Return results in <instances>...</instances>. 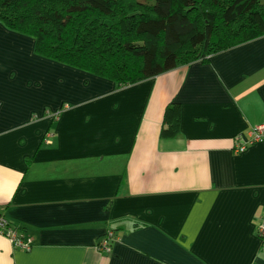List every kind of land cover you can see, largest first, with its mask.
I'll return each instance as SVG.
<instances>
[{"label":"crops","instance_id":"crops-1","mask_svg":"<svg viewBox=\"0 0 264 264\" xmlns=\"http://www.w3.org/2000/svg\"><path fill=\"white\" fill-rule=\"evenodd\" d=\"M262 123L264 36L118 87L0 24V264H264Z\"/></svg>","mask_w":264,"mask_h":264},{"label":"trees","instance_id":"trees-1","mask_svg":"<svg viewBox=\"0 0 264 264\" xmlns=\"http://www.w3.org/2000/svg\"><path fill=\"white\" fill-rule=\"evenodd\" d=\"M34 53L126 87L264 36V0H0ZM166 106L161 139L177 136ZM2 218V217H0Z\"/></svg>","mask_w":264,"mask_h":264},{"label":"built area","instance_id":"built-area-1","mask_svg":"<svg viewBox=\"0 0 264 264\" xmlns=\"http://www.w3.org/2000/svg\"><path fill=\"white\" fill-rule=\"evenodd\" d=\"M235 148L234 152H242L246 146L254 144V143H264V123L259 124L253 127L248 133L247 138H241L237 136L235 139ZM0 233L9 239L11 244L15 248H19L22 250H29L30 244L23 242L17 235V232L9 227L6 220L0 218ZM256 236L257 238L264 243V217L256 226ZM115 240L114 233L108 231L106 235L101 239L99 245L97 246V250L99 252L108 253L110 251V244Z\"/></svg>","mask_w":264,"mask_h":264}]
</instances>
